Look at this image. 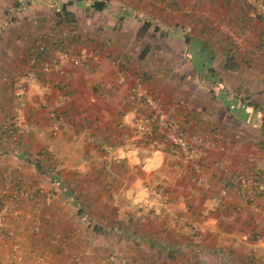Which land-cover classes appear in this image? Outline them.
I'll use <instances>...</instances> for the list:
<instances>
[{"label":"crops","instance_id":"1","mask_svg":"<svg viewBox=\"0 0 264 264\" xmlns=\"http://www.w3.org/2000/svg\"><path fill=\"white\" fill-rule=\"evenodd\" d=\"M52 29L93 62L65 64L43 93L32 85L26 131L0 137V170L20 166L43 189L7 220L25 262L264 264V191L238 194L229 179H264L263 21L237 0H0V120L14 105L6 76L25 70L31 42ZM132 86L154 94L164 120L225 150L185 159L132 144V119L150 117Z\"/></svg>","mask_w":264,"mask_h":264},{"label":"built area","instance_id":"2","mask_svg":"<svg viewBox=\"0 0 264 264\" xmlns=\"http://www.w3.org/2000/svg\"><path fill=\"white\" fill-rule=\"evenodd\" d=\"M237 1L241 8L252 10L264 23V0ZM261 41L264 45V32ZM25 57V70L6 76L12 89L14 105L6 118L0 120V137L13 142L19 141L22 133L26 131L22 122L21 110L30 87L33 85L37 92L43 93L45 84L51 80L53 74H64L65 64L70 63L73 67L89 68L93 62L92 55L73 52L69 45L68 32L63 29L43 32L31 42ZM129 97L150 111V117L145 120L137 114L132 119L128 137L132 144L137 145L149 140V144L157 150L171 147L185 159H190L201 148L213 147L219 151L225 150L222 144L212 139L205 131L196 130L188 134L177 121L164 120L161 106L153 93L143 92L136 86H132L129 89ZM215 166L224 169L220 162L215 163ZM0 179L2 182L0 186V248L6 247L7 249V260H0V264L9 262L27 264L21 238L18 234L9 231L7 220L17 210L22 198H32L35 194L41 193L43 189L38 181L27 183L21 174L20 166H9L0 170ZM229 179L238 194H243L246 188L252 186L259 191H264V179L260 176H249L236 172ZM192 180L198 184L204 181L200 176L198 166L193 168ZM226 191V189L223 190V192ZM160 197L162 198V196ZM161 201L166 203L165 198H162ZM115 262L114 254H108L105 258V264H115Z\"/></svg>","mask_w":264,"mask_h":264},{"label":"trees","instance_id":"3","mask_svg":"<svg viewBox=\"0 0 264 264\" xmlns=\"http://www.w3.org/2000/svg\"><path fill=\"white\" fill-rule=\"evenodd\" d=\"M64 12V9L62 10ZM60 13H58L57 15H59ZM143 31V30H142Z\"/></svg>","mask_w":264,"mask_h":264}]
</instances>
